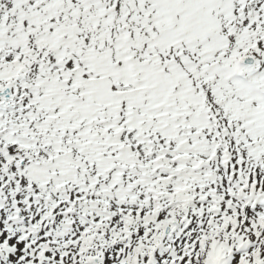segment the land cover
<instances>
[{
  "label": "snow or ice",
  "instance_id": "6c2138e0",
  "mask_svg": "<svg viewBox=\"0 0 264 264\" xmlns=\"http://www.w3.org/2000/svg\"><path fill=\"white\" fill-rule=\"evenodd\" d=\"M0 264H264V0H0Z\"/></svg>",
  "mask_w": 264,
  "mask_h": 264
}]
</instances>
